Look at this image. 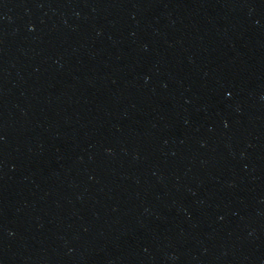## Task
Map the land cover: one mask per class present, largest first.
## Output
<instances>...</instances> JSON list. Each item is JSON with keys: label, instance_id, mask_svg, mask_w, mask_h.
I'll return each mask as SVG.
<instances>
[{"label": "water", "instance_id": "95a60500", "mask_svg": "<svg viewBox=\"0 0 264 264\" xmlns=\"http://www.w3.org/2000/svg\"><path fill=\"white\" fill-rule=\"evenodd\" d=\"M0 264H264V0H0Z\"/></svg>", "mask_w": 264, "mask_h": 264}]
</instances>
